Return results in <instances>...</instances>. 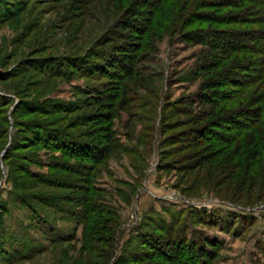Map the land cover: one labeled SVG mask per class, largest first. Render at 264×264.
<instances>
[{
	"label": "rangeland",
	"instance_id": "374dc122",
	"mask_svg": "<svg viewBox=\"0 0 264 264\" xmlns=\"http://www.w3.org/2000/svg\"><path fill=\"white\" fill-rule=\"evenodd\" d=\"M108 2L4 0L3 8L0 6V91L37 103L52 98L79 104L87 96H97L96 92L91 93L92 87L101 94L107 93V82L112 81L110 76H58L52 69L66 67L71 57L97 52L109 59L117 52L118 60L114 66L110 65L114 68L109 71H123L117 78L124 79L119 81L122 88L116 102L120 117L114 118L111 126L118 141L129 151L116 150L117 154L109 159V169L94 180L98 188L107 190L108 204L115 207L121 220L111 263L130 249H138L136 241L140 232L136 228L140 223L144 224L141 232L159 235L163 223H177L175 218L179 215L192 212L184 220L189 225L187 235L203 236L216 243L206 248L208 252L213 251L212 264H264V199L257 200L255 193H249L255 196L247 199L248 192L231 187L226 178L220 185H210L211 174L206 165L187 168L191 162L184 156L195 153L198 148L194 150L193 146L170 144L166 140L193 126L183 123L189 119L183 111L189 103L194 111L206 108L199 105L197 98L202 83L200 68L213 50L190 44L179 34H162L151 41L147 35L154 33L152 27L140 40L133 28L116 24L122 17L115 16L116 11L109 9ZM107 15H112L111 20L107 21ZM128 21L134 23L131 18ZM137 24L138 28L144 25L143 21ZM109 30L120 36L113 35L114 41L109 44H99ZM129 40L140 43L141 49L133 51L131 47L130 52H119L121 44L129 47ZM126 53L130 58L136 54L137 60L131 63ZM89 59L97 60V57ZM125 61L135 67L133 76L127 77L129 65ZM80 89L90 94H81ZM173 106L177 111H172ZM13 107L7 108L8 114ZM85 112L79 108L63 116L32 114L28 119L60 126L51 122L67 116L68 123L78 125L84 123L79 116ZM164 114L168 116L166 121L162 118ZM170 123L174 125L165 131L164 125ZM76 131H85V128L79 127ZM14 132L11 126L7 142L0 136V205H3L0 264H89L92 259L97 264V255L84 247L82 224L71 214L76 204L61 201L66 208L61 211L41 200V195L59 190L44 186L10 164L26 163L21 156L28 154L26 150H11L14 154L9 155L13 157L6 160ZM36 151L37 154H32L35 159L32 161L36 163L30 164L32 172L55 174L46 167L50 159L46 150ZM37 162L44 165L39 166ZM165 164L168 167H161ZM211 172L215 174L214 170ZM69 192L66 189L62 193ZM202 216L208 222L192 223ZM170 251L177 253L175 248Z\"/></svg>",
	"mask_w": 264,
	"mask_h": 264
},
{
	"label": "trees",
	"instance_id": "16d2710c",
	"mask_svg": "<svg viewBox=\"0 0 264 264\" xmlns=\"http://www.w3.org/2000/svg\"><path fill=\"white\" fill-rule=\"evenodd\" d=\"M107 1L109 9L116 11L115 16L122 17L121 21H115L116 24L133 28L138 32L140 40L145 38L149 27H152L154 33L147 35L151 41L153 37H162V34L175 36L179 34L190 44L208 46L213 50V54H208L206 62L200 68L202 83L197 98L200 101L199 105L206 108L199 112L194 111L189 103L183 110L189 115V119L183 123H191L193 126L186 127L189 129L171 135L166 140L170 141V144L177 142L182 143V146H193L194 150L198 148L195 153L184 156L191 162L187 168H201L206 165L211 174L208 179L210 185H220L226 178L230 180L231 187L237 186L238 190H246L247 199L248 196L253 199L255 195L249 193H255L257 200H263L264 0ZM3 2L4 0H0V6ZM111 16H106L107 21L111 20ZM137 16L145 21L143 19L134 21L133 18ZM129 18L134 23L128 21ZM140 21H143L144 25L138 28L137 23ZM114 32L105 34L98 43L109 44L114 41L113 35L120 36ZM127 42L129 47L121 44L117 50L130 52L131 47L133 51L141 49L140 43L130 40ZM116 53L114 52L109 59L97 52L83 57H71L66 61L67 66L64 67L67 68L66 71L64 68L52 69L58 76L76 74L95 78L110 76L112 81L107 82L109 90L107 93L101 94L99 89L92 87L94 91L91 93L96 92L97 96L91 95L92 97L88 98L87 94L90 93L80 89L81 94L87 98L79 104L52 98L37 103L25 100L19 95L17 99L9 93L0 91V110H3L1 116L3 134L1 132L0 136L7 142L10 127L16 130L11 135L13 142L7 151L6 160L13 157L9 154H14L15 150H26L28 154L21 155L26 163L10 164L44 186L59 190L58 193L50 191L49 194L41 195V200L61 211L66 209L61 205V201L76 204L75 211L66 212L74 215L78 223L82 224L84 247L97 255L99 259L97 264L111 263L121 220L115 207L108 204L107 190L98 188L94 180L109 169V159L117 154L116 150L129 151L126 145L118 141L111 126L114 118L120 117L116 112V102L122 88L119 81L124 79V77L118 79L123 71L121 73L109 71L118 60ZM126 54L130 62L137 60V57H134L136 54L131 58L128 53ZM92 57H97V60H90ZM127 62L125 64L129 65ZM134 73L135 67L130 64L127 77L133 76ZM11 105L14 107L11 114H8L7 108ZM167 106L168 104L164 107L166 111ZM79 108L85 109L86 112L79 116L84 123L78 125L74 122L68 123L67 116L51 122L60 126L28 119L32 114H40L42 117L52 114L63 116ZM171 108L172 111H177L176 107ZM167 117L165 114L162 116L164 121ZM173 125V123L164 125V130L171 129ZM83 126L85 131H76ZM90 139L99 143H94ZM34 149L35 152H32ZM36 149L46 150L50 158L46 167L50 171H55V174L32 172L30 164L36 163L32 161V154H37ZM37 164L44 165L42 162ZM167 165L161 167L166 168ZM212 170L215 174H212ZM0 172L2 173L1 169ZM66 189L71 192L62 193ZM0 209H3V205H0ZM191 213L179 215L175 218L177 223L171 222L166 225L163 223L159 235L141 232L140 227L143 229L144 224L140 223L136 228L140 232L136 241L139 244L138 249L135 251L130 249L127 254H122L111 264H212L213 251L208 252L206 248L209 245L216 246V243L203 236L193 238L187 235L189 225L184 220ZM2 217L0 214V225L3 222ZM205 222L208 221L202 216L194 219L192 223ZM172 248H175L177 253H172L170 251ZM92 260L93 262L89 264H96L94 259Z\"/></svg>",
	"mask_w": 264,
	"mask_h": 264
}]
</instances>
